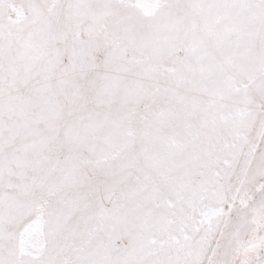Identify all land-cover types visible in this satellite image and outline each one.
Instances as JSON below:
<instances>
[{"label":"snow or ice","instance_id":"obj_1","mask_svg":"<svg viewBox=\"0 0 264 264\" xmlns=\"http://www.w3.org/2000/svg\"><path fill=\"white\" fill-rule=\"evenodd\" d=\"M0 264H264V0H0Z\"/></svg>","mask_w":264,"mask_h":264}]
</instances>
